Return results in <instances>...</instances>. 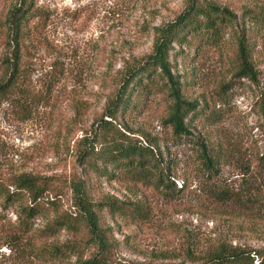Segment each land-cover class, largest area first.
<instances>
[{
	"label": "rangeland",
	"instance_id": "374dc122",
	"mask_svg": "<svg viewBox=\"0 0 264 264\" xmlns=\"http://www.w3.org/2000/svg\"><path fill=\"white\" fill-rule=\"evenodd\" d=\"M15 1L0 0V25ZM191 2L38 0L45 19L30 24L24 44L30 104L25 112L0 107V176L43 178L59 193L26 222L25 195L6 201L16 191L2 187L0 264H89L99 248L75 218V185L96 205L106 232L103 264H203L221 247L264 249V28L242 20L244 12H264V0H194L228 10L236 22L218 48L172 45L168 61L180 98L197 104L190 136L172 138L166 91L145 94L137 112L105 115L124 67L151 55L159 31ZM239 31L249 39L253 80L236 76L232 36ZM103 122L132 143L156 145L180 192L169 198L147 185L97 179L82 154L116 139ZM196 142L219 155L216 176L200 167ZM107 203L137 208L144 217L113 215ZM61 221L66 228L59 231Z\"/></svg>",
	"mask_w": 264,
	"mask_h": 264
},
{
	"label": "trees",
	"instance_id": "16d2710c",
	"mask_svg": "<svg viewBox=\"0 0 264 264\" xmlns=\"http://www.w3.org/2000/svg\"><path fill=\"white\" fill-rule=\"evenodd\" d=\"M45 19L43 9L38 0H16L4 15L0 25V107L2 104L15 105L23 111L29 106L27 99L28 72L24 64V44L28 39L31 23L41 25ZM251 20L259 29L264 28V12L242 14V20ZM236 16L228 10L213 5L190 3V6L172 23L159 31L151 55L142 62L126 65L109 102L105 115L114 120L118 114L137 112L142 108V99L146 95L167 92L172 102L171 111L166 120L171 129L172 138L184 139L190 136L188 120L197 111V104L185 102L179 95L177 77L171 74L168 61L172 45L198 51L202 47L218 48L224 43L225 32L234 28ZM237 60L239 62L238 79L255 78L249 58V39L242 31L235 32ZM191 59L194 56H186ZM155 75L157 78H155ZM157 81L163 83L158 87ZM146 94V95H145ZM264 114V110H263ZM101 128L107 133H113L116 139L100 143L99 150L94 146L87 149L83 155L84 164L97 179L106 181L124 180L128 183L147 185L157 192L173 198L180 190L176 189L168 173L170 169L162 154L155 145L142 146L135 144L118 130L113 129L109 122H103ZM197 156L200 167L207 173L216 176L219 166V155L215 151L196 142ZM212 176V178H213ZM13 188L15 193L7 194L5 200L25 195L29 206L23 210L26 222L32 220L41 212V204L48 196L58 197V189L52 188L43 178L19 175L5 180L0 176L2 187ZM76 195L73 201L78 218L86 229L91 241L97 243L98 251L89 264H103L102 257L108 251L106 232L100 227L96 205L91 203L80 185L74 186ZM221 196L224 193L221 192ZM107 211L116 216H129L135 220L142 219L144 214L137 208H125L116 203L105 204ZM103 209V208H101ZM26 226V224H25ZM66 228L61 221L58 230ZM203 264H264V249L249 251L240 248H219L206 256Z\"/></svg>",
	"mask_w": 264,
	"mask_h": 264
}]
</instances>
